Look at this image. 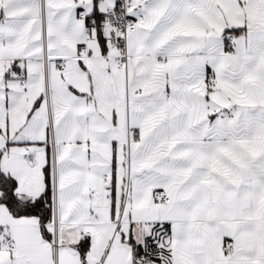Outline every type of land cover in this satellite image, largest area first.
Here are the masks:
<instances>
[{"label":"snow or ice","instance_id":"obj_1","mask_svg":"<svg viewBox=\"0 0 264 264\" xmlns=\"http://www.w3.org/2000/svg\"><path fill=\"white\" fill-rule=\"evenodd\" d=\"M0 264H264V0H0Z\"/></svg>","mask_w":264,"mask_h":264}]
</instances>
